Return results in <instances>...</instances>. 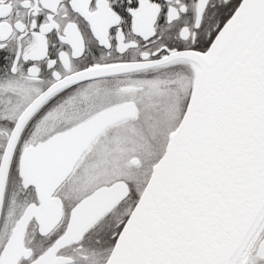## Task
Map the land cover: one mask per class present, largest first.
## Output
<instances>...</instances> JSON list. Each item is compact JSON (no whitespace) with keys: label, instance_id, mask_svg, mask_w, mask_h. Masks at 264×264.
Wrapping results in <instances>:
<instances>
[{"label":"snow or ice","instance_id":"6c2138e0","mask_svg":"<svg viewBox=\"0 0 264 264\" xmlns=\"http://www.w3.org/2000/svg\"><path fill=\"white\" fill-rule=\"evenodd\" d=\"M0 264H264V0H0Z\"/></svg>","mask_w":264,"mask_h":264}]
</instances>
